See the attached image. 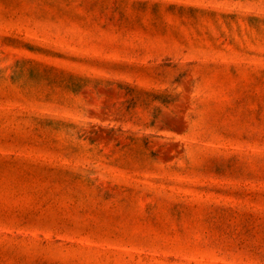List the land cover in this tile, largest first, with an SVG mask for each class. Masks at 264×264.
<instances>
[{"label": "rangeland", "instance_id": "374dc122", "mask_svg": "<svg viewBox=\"0 0 264 264\" xmlns=\"http://www.w3.org/2000/svg\"><path fill=\"white\" fill-rule=\"evenodd\" d=\"M0 264H264V0H0Z\"/></svg>", "mask_w": 264, "mask_h": 264}]
</instances>
